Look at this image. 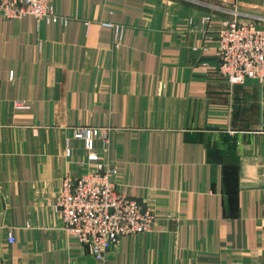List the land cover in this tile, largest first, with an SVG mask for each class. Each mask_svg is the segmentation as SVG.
<instances>
[{
	"label": "crops",
	"instance_id": "0c3cea01",
	"mask_svg": "<svg viewBox=\"0 0 264 264\" xmlns=\"http://www.w3.org/2000/svg\"><path fill=\"white\" fill-rule=\"evenodd\" d=\"M50 2L0 16V264H264V79L230 85L216 54L225 21L264 30V0ZM79 126L155 216L102 260L56 207L93 167Z\"/></svg>",
	"mask_w": 264,
	"mask_h": 264
},
{
	"label": "built area",
	"instance_id": "2783aa9c",
	"mask_svg": "<svg viewBox=\"0 0 264 264\" xmlns=\"http://www.w3.org/2000/svg\"><path fill=\"white\" fill-rule=\"evenodd\" d=\"M26 14L46 22L56 19L50 0H0L1 17L18 19ZM216 54L217 73L230 85L264 79V30L254 22L225 21L217 31ZM106 132L101 134L103 142ZM97 133L92 127L75 128L73 137L83 141L85 159L93 167L76 177L62 178L56 207L65 231L86 246L95 259L102 260L120 237L150 231L155 216L150 208H143L136 199L118 191L113 180L116 167L95 151ZM66 152L69 155L68 149ZM7 239L9 243L15 241L12 231Z\"/></svg>",
	"mask_w": 264,
	"mask_h": 264
},
{
	"label": "rangeland",
	"instance_id": "374dc122",
	"mask_svg": "<svg viewBox=\"0 0 264 264\" xmlns=\"http://www.w3.org/2000/svg\"><path fill=\"white\" fill-rule=\"evenodd\" d=\"M219 29V28H218ZM152 210V209H151ZM153 211V210H152ZM139 233H142V232H139ZM135 234H137V233H135Z\"/></svg>",
	"mask_w": 264,
	"mask_h": 264
}]
</instances>
